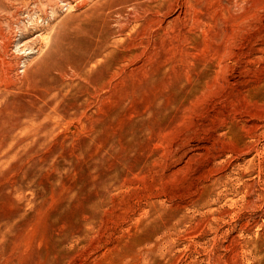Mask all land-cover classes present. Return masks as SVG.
I'll use <instances>...</instances> for the list:
<instances>
[{
    "label": "rangeland",
    "instance_id": "rangeland-1",
    "mask_svg": "<svg viewBox=\"0 0 264 264\" xmlns=\"http://www.w3.org/2000/svg\"><path fill=\"white\" fill-rule=\"evenodd\" d=\"M0 264H264V0H0Z\"/></svg>",
    "mask_w": 264,
    "mask_h": 264
},
{
    "label": "bare ground",
    "instance_id": "bare-ground-1",
    "mask_svg": "<svg viewBox=\"0 0 264 264\" xmlns=\"http://www.w3.org/2000/svg\"><path fill=\"white\" fill-rule=\"evenodd\" d=\"M8 42V41H7Z\"/></svg>",
    "mask_w": 264,
    "mask_h": 264
}]
</instances>
